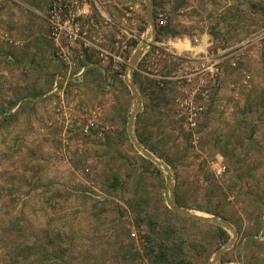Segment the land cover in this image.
<instances>
[{
  "label": "rangeland",
  "instance_id": "rangeland-1",
  "mask_svg": "<svg viewBox=\"0 0 264 264\" xmlns=\"http://www.w3.org/2000/svg\"><path fill=\"white\" fill-rule=\"evenodd\" d=\"M87 1L94 11L89 36L111 52L123 53L122 42L129 49L118 71L96 48L77 49L80 62L92 66L66 89L68 123L55 115L58 99L43 96L63 71L45 8L36 13L33 34L10 22L11 7L0 10L9 18L0 32V264H157L147 252L148 219H160L177 192L183 207L225 218L236 229L234 244L217 264H264V0H153L154 19L167 15L166 25H155V40L146 0ZM129 5L137 8L126 17ZM157 27L169 29L159 40ZM203 35L224 74L211 107L191 131L177 99L203 56L193 49ZM141 46L145 55L133 77L138 71L137 87L145 86L138 87L143 107L133 130L141 124L156 151L148 149L169 166L173 191L166 168L124 137L136 106L128 64ZM242 47L232 68L231 53ZM150 61L158 64L161 80L147 73ZM245 72L250 87L242 85ZM16 104L21 115L10 111ZM90 118L96 127L85 135ZM213 161L224 165L221 175ZM216 225L231 238L222 224L185 225L195 244L189 256L199 264H212L229 241L221 240Z\"/></svg>",
  "mask_w": 264,
  "mask_h": 264
},
{
  "label": "built area",
  "instance_id": "built-area-1",
  "mask_svg": "<svg viewBox=\"0 0 264 264\" xmlns=\"http://www.w3.org/2000/svg\"><path fill=\"white\" fill-rule=\"evenodd\" d=\"M136 8L137 6L129 5L125 11V16L130 17ZM44 18L49 27V38L54 46V57L63 66V71L55 74L46 95H53L58 99L59 104L55 115L61 120L66 118V123H68L70 113L67 111L65 104L66 89L72 82L82 81L89 66V64L80 62V55H78L77 49L81 47L85 49L96 48L99 57L104 62H111L112 68L118 71L120 64L126 61V56L123 53L129 49V46L126 42H122L120 46L123 53L111 52L98 44L99 40L89 36L88 28L89 23L94 22V11L87 0H51L45 8ZM166 23L167 15L158 14L155 19V25L163 26ZM242 49L244 47L231 53L229 64L232 68L238 67ZM202 55L196 63L195 72L186 75L185 84L181 88L182 95L177 99L182 112L186 116L185 124L191 131H196L198 128L200 119L211 101L212 92L217 88L224 74L221 59L211 56L208 51ZM150 66L147 73L161 80L163 77L158 73V64L150 61ZM151 69L153 71L148 72ZM113 82V77L107 79L105 87L111 89ZM242 85L243 87L251 86L250 73H244ZM17 108L18 105L13 109ZM95 127V120L90 118L82 128V131L85 135H92ZM213 164L217 175H221L225 171L222 162L213 161Z\"/></svg>",
  "mask_w": 264,
  "mask_h": 264
},
{
  "label": "trees",
  "instance_id": "trees-1",
  "mask_svg": "<svg viewBox=\"0 0 264 264\" xmlns=\"http://www.w3.org/2000/svg\"><path fill=\"white\" fill-rule=\"evenodd\" d=\"M141 30H145V27H142ZM165 32H169V29L167 27H165L164 29L162 27L161 28L157 27L156 40H159L160 34ZM138 42H139L138 40H133L134 46H136ZM140 64L141 62H139V65ZM138 75L139 72L135 71L134 72L135 81L139 80ZM144 86L145 85L142 84L141 82L140 84H138L140 90L143 89ZM19 108L20 106L17 108V110ZM17 110H15V112ZM6 112H8V116L11 113H15V112L9 113V111ZM2 119L0 120V123ZM135 134L138 140L143 145H145L147 148H149L152 151H156L155 150L156 148L150 146L146 136L144 135V128L141 126V124L135 128ZM124 137L126 139L129 138L127 133H124ZM148 161L149 163L152 164L150 160ZM113 184L114 186L119 185L118 175L114 177ZM176 200L181 206H187L184 204V201L180 196L179 192L176 193ZM212 213L217 215H223V213L220 210L213 211ZM190 222L198 223L200 222V220L188 217L179 212H175L171 208H167L164 211V215L160 219L159 218L155 219L152 216L149 217L148 219L149 233L147 237L150 245L148 247L147 252L153 256V260L157 264H199L189 256V248L195 245L193 244L194 242L189 236L188 232H186L187 228L185 225ZM215 227L218 230V234L221 240L226 242L229 239V233L227 232V230L219 225H216Z\"/></svg>",
  "mask_w": 264,
  "mask_h": 264
},
{
  "label": "water",
  "instance_id": "water-1",
  "mask_svg": "<svg viewBox=\"0 0 264 264\" xmlns=\"http://www.w3.org/2000/svg\"><path fill=\"white\" fill-rule=\"evenodd\" d=\"M146 13H147V19H148V25L150 27V29H152V33L154 35V40H155V19H154V9H153V0H146ZM144 48L143 46L138 47L135 52L133 53V55L130 58V62L128 64L129 68H130V72H131V77H126V81L129 85V88L131 89L132 95L135 99L136 102V106L133 108L132 112L130 113L129 116V120H128V126H127V131H128V136L130 141L133 143V145L135 146V148L141 152L145 157H147L148 159L156 162L157 164L163 166L166 168V170L169 172L170 174V180L168 182V187L171 191L174 190V185H173V181H172V175H171V170L169 168V166L165 163L160 161V159L152 152L150 151L148 148H146L136 137L134 130H133V123L136 117V114L142 109L143 107V102H142V97L140 94V91L137 87L135 78L133 77V71L136 67V65L138 64V62L140 61ZM169 202H170V206L172 208L173 211L175 212H179L181 214H184L188 217L200 220V221H204V222H212V223H216V224H222L224 226H227L231 232H232V236L229 239V241L223 245L222 247H220L216 254L213 257L212 260V264H217L221 261L222 255L225 253V251H227L235 242L236 240V234L237 231L234 228V226L225 218H221L218 216H203L200 214H197L194 210L186 208L181 206L178 201L175 198V195L172 194L169 197Z\"/></svg>",
  "mask_w": 264,
  "mask_h": 264
},
{
  "label": "crops",
  "instance_id": "crops-1",
  "mask_svg": "<svg viewBox=\"0 0 264 264\" xmlns=\"http://www.w3.org/2000/svg\"><path fill=\"white\" fill-rule=\"evenodd\" d=\"M13 1L16 2L15 5H14ZM13 1L11 3H9L8 0H0V10L1 11L5 10L7 13V11H9L8 8L11 7V9H10V11H11L10 22L12 20L13 22L16 21V22L20 23V25L22 26V28H24V30L26 31L27 34H33L35 32L34 23H35L36 18L38 16V15H36L37 11H39V9H41V8H43V9L46 8V5L51 0H13ZM5 16H6V18H5ZM5 16L2 14L0 15V32L6 26L5 24L9 23V18L7 19V15H5ZM48 31H49V29H48ZM107 37L111 39L113 37V33L108 34ZM210 45H211V42L209 40H207L206 35H203L202 43H199V44H196L193 46L194 53H202V52L204 53V52L209 50ZM141 59H142V57H141ZM90 66H92V65L89 64L87 71H86L87 74L85 73L84 78L86 77V75H88V73L90 71L88 69ZM102 72H103V70H102ZM43 96L46 97L47 95L45 94ZM211 105H212V98H211V101L207 105L206 111L211 107ZM15 110L16 109H13L12 112H15ZM17 111H18L17 115L22 114L21 113L22 110L20 111V109H18ZM206 111L204 112V114L206 113ZM19 117H18V120H19ZM30 120H32V113H31V119ZM17 122H19V121H17Z\"/></svg>",
  "mask_w": 264,
  "mask_h": 264
},
{
  "label": "bare ground",
  "instance_id": "bare-ground-1",
  "mask_svg": "<svg viewBox=\"0 0 264 264\" xmlns=\"http://www.w3.org/2000/svg\"><path fill=\"white\" fill-rule=\"evenodd\" d=\"M197 214H200V215H203V214H201L200 212H198V211H195ZM203 216H205V215H203Z\"/></svg>",
  "mask_w": 264,
  "mask_h": 264
}]
</instances>
